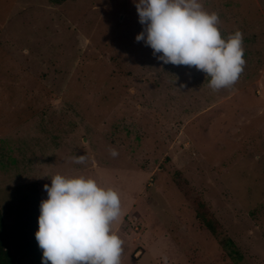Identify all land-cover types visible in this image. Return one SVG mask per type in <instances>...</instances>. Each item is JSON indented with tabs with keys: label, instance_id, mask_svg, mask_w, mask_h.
Returning <instances> with one entry per match:
<instances>
[{
	"label": "rangeland",
	"instance_id": "374dc122",
	"mask_svg": "<svg viewBox=\"0 0 264 264\" xmlns=\"http://www.w3.org/2000/svg\"><path fill=\"white\" fill-rule=\"evenodd\" d=\"M201 2L223 37L243 33V71L216 90L135 40L133 0H0V208L19 264H41L57 173L119 193L121 264H264V0Z\"/></svg>",
	"mask_w": 264,
	"mask_h": 264
},
{
	"label": "clouds",
	"instance_id": "9594fccd",
	"mask_svg": "<svg viewBox=\"0 0 264 264\" xmlns=\"http://www.w3.org/2000/svg\"><path fill=\"white\" fill-rule=\"evenodd\" d=\"M143 26L136 41L165 64L195 66L207 74L213 90L230 86L245 64L243 33L226 38L219 15L201 0H133ZM159 53L160 55H157ZM117 155L115 149L111 153ZM84 156L77 162L82 163ZM39 205L35 239L41 264H121L122 239L111 230L121 216L119 193L84 175L52 176Z\"/></svg>",
	"mask_w": 264,
	"mask_h": 264
},
{
	"label": "trees",
	"instance_id": "16d2710c",
	"mask_svg": "<svg viewBox=\"0 0 264 264\" xmlns=\"http://www.w3.org/2000/svg\"><path fill=\"white\" fill-rule=\"evenodd\" d=\"M196 216L203 226L213 230V215L206 209L203 203H198ZM228 246H233L231 241H227ZM232 252H235L232 249ZM0 264H19L12 249L11 235L9 228L3 217L2 208H0Z\"/></svg>",
	"mask_w": 264,
	"mask_h": 264
}]
</instances>
